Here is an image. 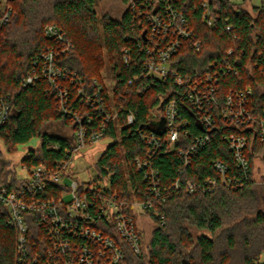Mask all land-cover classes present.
<instances>
[{
	"label": "trees",
	"instance_id": "1",
	"mask_svg": "<svg viewBox=\"0 0 264 264\" xmlns=\"http://www.w3.org/2000/svg\"><path fill=\"white\" fill-rule=\"evenodd\" d=\"M250 1H216L211 8L217 19L213 26L203 19L206 11L203 0L147 2V12H153L155 4L161 8L173 5L201 42L197 49L183 40L172 57L171 67L184 78L182 84L172 76L155 80L145 74V63L150 58L147 46L154 50L161 39H152L149 32L143 35L147 23L140 24L137 11L130 7L119 20L105 15L100 27L97 0H7L4 8L0 7V18L11 8L10 17L0 30V95L11 105L10 117L0 129V139L11 155L19 144L39 138V146L29 148L22 164L28 169L41 163L55 168L69 158L67 149L73 147L77 125L75 114L80 119H91L90 130L106 123V136L112 142L94 162L98 173L90 183L108 182L111 191L128 204V210L133 198L153 203L145 216L153 222L154 230L140 254L132 252L114 225L107 228L108 234L123 245L129 264L145 261L146 252L147 264H264V190L256 186L253 178L256 157L261 155L264 160V141L249 127L218 119L210 130V141L192 155L190 164L186 165L184 155L179 153L197 135L209 131L200 124L185 97V87L191 78L204 74L212 64L224 68L227 63L233 67L221 78L217 94L220 104L232 89L250 85L254 90L251 102L255 113L261 114L264 109V0L254 4L252 11L245 6ZM47 25H56L73 43L71 51L55 59L68 74L67 78L58 80V85L69 89L67 113L60 109L57 90L42 73L45 53L59 48L54 38L46 36ZM228 25L231 29H227ZM230 49L233 53L227 55ZM125 50L129 63L125 62ZM107 65L114 81L111 92L102 74ZM32 73L38 78L32 84H25L24 79ZM78 78L81 83L76 81ZM97 92L106 102L105 112L98 111L88 101ZM170 100L176 101L178 119L185 120L186 126L174 150L170 151L166 144L152 149L143 135L155 132L164 141L166 133L160 115ZM114 113L116 117L112 119ZM108 114L111 119L106 122ZM129 114L134 116L131 123L127 120ZM51 122L71 127V137L48 130ZM230 133H244L248 137V171L238 167L228 147L225 136ZM6 155L2 151V179L11 176L15 183V164ZM139 159L147 160L150 167L159 171L160 196L152 193L151 181L138 170ZM215 159L223 160L229 175L237 180L223 183L212 164ZM209 177L218 179L211 191L205 188V179ZM177 179L181 181L179 189L174 188ZM188 181L199 188L187 191ZM64 188L66 184H50L48 191L57 195ZM27 222L31 255L38 256L37 264L52 263L46 228L36 215L28 214ZM192 228L200 233L194 235ZM17 237L16 228L9 226L2 215L0 264H33L32 258L28 263L19 262Z\"/></svg>",
	"mask_w": 264,
	"mask_h": 264
},
{
	"label": "built area",
	"instance_id": "2",
	"mask_svg": "<svg viewBox=\"0 0 264 264\" xmlns=\"http://www.w3.org/2000/svg\"><path fill=\"white\" fill-rule=\"evenodd\" d=\"M154 1L156 0H131L129 4L133 11H137L135 15L139 23L144 24V21L147 23L148 28H145L143 33H146L143 35L146 36L149 32L152 39L159 41L161 39V43L155 47L156 50H152L150 45L147 46L150 58L145 63V74L155 80H165L172 76L179 84L185 83L184 78L171 67L172 57L179 50L183 40L189 41L197 49L200 48L201 42L195 32L189 28L184 15L179 13L173 5L167 4L161 8L155 4L153 12H147L145 10V7L149 6L147 2L153 4ZM216 1L237 3L241 0H203V7L206 9L203 19L209 26H213L217 21L211 11ZM10 14L11 8L8 7L0 18V30L8 21ZM227 29H231L230 25ZM45 34L49 38H54L59 43V48L50 49L45 53L42 73L57 90L60 109L67 113L69 89L58 85V80L65 76L67 78L68 74L57 65L55 59L60 54L71 51L73 43L56 25H47ZM166 36L169 37L162 39ZM125 53V62L129 63L128 50H125ZM232 53V49L227 51V55ZM224 65L226 67L223 68L212 64L204 74L198 73L186 84L185 97L194 108L200 124L209 130L208 133L197 135L189 145L179 150V153L185 157L186 165L190 164L192 155L210 141V130L215 127L218 119L249 127L261 141H264V109L261 114L255 113L251 102L254 90L250 85L244 89H232L225 95L223 104H220L217 94L220 91L221 78L233 68L227 63ZM37 78L38 75L32 73L24 79V83L32 84ZM74 79L75 77L71 80L74 81ZM76 81L82 82L79 78ZM80 91L82 93V90ZM88 101L89 103L91 101L92 106H95L98 111L105 112L107 109L104 98L98 92L93 95V99L88 97ZM10 114L11 105L8 99L0 95V129L7 123ZM178 115L176 101L167 102L160 115L163 132L166 133L164 141L156 136L155 132L143 135V139L152 149L159 148L162 144H166L170 151L175 149L176 143L180 140L181 131L186 126V121L179 120ZM74 117L77 125L73 132V147L67 149L69 158L55 168L41 163L28 169L23 164L27 170V176H18L16 172V182L13 183L11 176L3 181L0 165V217L4 215L7 224L18 231L17 252L20 263H28L30 258L33 259V264L38 263V256H32L28 246L30 228L27 215L32 214L38 216L48 233L51 242L48 251L53 253L50 264H129L123 245L114 236L108 234L107 228L111 224L114 225L118 235L132 252L140 254L144 244L138 232L140 226L136 221V215L145 216V212L152 209L153 203L151 200L138 201L133 198L128 210V204L120 200L117 193L111 191L108 182L99 180L90 183V180H94L96 176L84 181H78V179L66 181L74 151L89 148L107 137L106 123L96 130H90V118L80 119L78 114ZM115 117L116 113L112 115V119ZM110 119L111 115L108 114L106 122ZM127 120L129 123L133 122V114H129ZM225 138L238 167L248 171L250 162L247 157L246 134L230 133ZM1 155L0 148V161ZM212 164L220 173L223 183L231 184L235 179L237 180L229 175L228 165L223 160L215 159ZM136 165L139 171H143L144 177L151 181L152 193L160 196L159 171L150 167L147 160L139 159ZM56 183L66 184V188L57 195L48 191L49 185ZM217 184V178L205 179V188L210 191L214 190ZM180 187L181 181L177 179L174 188ZM198 188L199 185L191 181H188L185 187L189 192L196 191ZM67 195L70 198H66Z\"/></svg>",
	"mask_w": 264,
	"mask_h": 264
},
{
	"label": "rangeland",
	"instance_id": "3",
	"mask_svg": "<svg viewBox=\"0 0 264 264\" xmlns=\"http://www.w3.org/2000/svg\"><path fill=\"white\" fill-rule=\"evenodd\" d=\"M7 0H0V7L3 8L6 5ZM131 0H97L96 2V11L99 19V27L102 26V18L105 15H108L114 19L119 20L123 13L129 7ZM254 4H259V0H251L249 3H245V6L250 10ZM108 65L102 71L104 75V82L108 90L111 92L114 81L112 79V75L108 69ZM157 117V116H156ZM47 129L50 131L58 132L61 135L67 136L68 138L72 135V129L69 126L61 122H51L48 124ZM112 142V138L106 137L99 140L95 145L84 148L81 150H75L72 155V160L70 161L67 173L69 176H66V181L71 182L72 179H78V181L89 180L97 175L98 171L94 165V162L103 154L106 150L107 146ZM40 144L39 138H34L28 143L19 144L17 146V150L13 154H9L6 150V146L3 141L0 139V148L4 151L15 164L16 172L18 176H27V170L23 167L21 162L22 158L27 154L29 148H36ZM253 178L255 180L256 186L264 190V160L262 156L259 155L255 159V169ZM66 198H70L67 195ZM264 208V202H263ZM136 221L140 227H138V232L143 239L144 247L147 246L148 242L151 239L154 224L153 222L143 215H136ZM192 232L194 235L200 233L195 228H192ZM146 252V250H145ZM146 258L145 261L139 262V264H147V252L145 253ZM264 259V258H263Z\"/></svg>",
	"mask_w": 264,
	"mask_h": 264
},
{
	"label": "water",
	"instance_id": "4",
	"mask_svg": "<svg viewBox=\"0 0 264 264\" xmlns=\"http://www.w3.org/2000/svg\"><path fill=\"white\" fill-rule=\"evenodd\" d=\"M146 32H144L143 34L145 35Z\"/></svg>",
	"mask_w": 264,
	"mask_h": 264
},
{
	"label": "crops",
	"instance_id": "5",
	"mask_svg": "<svg viewBox=\"0 0 264 264\" xmlns=\"http://www.w3.org/2000/svg\"><path fill=\"white\" fill-rule=\"evenodd\" d=\"M4 8V7H3Z\"/></svg>",
	"mask_w": 264,
	"mask_h": 264
}]
</instances>
